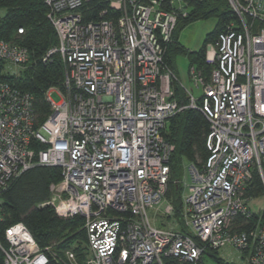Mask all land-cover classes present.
<instances>
[{"label": "built area", "instance_id": "built-area-1", "mask_svg": "<svg viewBox=\"0 0 264 264\" xmlns=\"http://www.w3.org/2000/svg\"><path fill=\"white\" fill-rule=\"evenodd\" d=\"M92 1L108 9L86 22L81 8ZM227 1L239 26L208 45L209 81L191 69L202 95L185 89L187 103L175 99L165 59L186 0H44L58 39L44 61L60 56L64 86L47 93L51 115L40 127L33 97L15 83L29 52L0 41V196L36 166L60 168L42 207L83 217L88 246L82 260L72 249L43 250L19 223L0 242L4 264H161L164 256L205 264L207 248L228 263L264 264V209L252 229L233 230L238 215L255 214L245 196L255 169L264 182V0ZM188 109L210 124V155L189 166L184 233L157 227L150 211L176 214L166 200L175 146L164 131Z\"/></svg>", "mask_w": 264, "mask_h": 264}, {"label": "trees", "instance_id": "trees-1", "mask_svg": "<svg viewBox=\"0 0 264 264\" xmlns=\"http://www.w3.org/2000/svg\"><path fill=\"white\" fill-rule=\"evenodd\" d=\"M184 8L186 14L181 13L179 16L173 34L174 40L172 39V44H169L166 51V62L175 75H178L176 58L184 55L190 62L189 73L194 68L209 81L212 66L206 60V49L208 45L215 44L231 24L237 28L238 17L227 0H186ZM106 9H108L106 4L92 1L85 3L81 12L84 20L89 22L97 20ZM49 12L44 0H0V41L16 43L26 48L30 55L27 69L15 83L22 91L33 97V109L39 127L51 115L47 93L55 88L62 89L64 86V65L60 56L53 55L50 60L44 61L49 51L58 44L56 31L48 18ZM209 19H216L217 24L213 31L206 35L198 51L192 52L180 44L179 34L182 30L196 21ZM20 28L24 29L23 35L19 34ZM176 78L172 82L175 99L187 103L189 99L186 91L180 83V78L177 76ZM209 133L210 124L207 118L201 111L195 109L178 114L166 125L164 137L175 146L169 162L171 173L166 200L175 207V215L181 216L184 205L181 194L183 164L187 161L189 164L201 165L207 161L210 155L207 148ZM262 167L264 170V161ZM61 179L60 168L36 166L11 181L0 196L1 243H5L7 229L23 223L41 249H52L60 254L72 249L80 260L84 259L88 249L85 219L81 216L63 219L56 214L54 208L42 207L51 197L50 186ZM245 196L249 199L264 196V182L256 169L251 184L245 190ZM255 219L257 220L256 214H253L250 221L238 215L234 220L233 230L248 231L256 223ZM180 231L188 233L182 224ZM206 255L212 258L215 264H235L226 262L217 251L208 248L204 250L203 262ZM0 264H4L1 249ZM161 264L191 263L164 256Z\"/></svg>", "mask_w": 264, "mask_h": 264}, {"label": "rangeland", "instance_id": "rangeland-1", "mask_svg": "<svg viewBox=\"0 0 264 264\" xmlns=\"http://www.w3.org/2000/svg\"><path fill=\"white\" fill-rule=\"evenodd\" d=\"M216 24H217L216 19L199 20L190 24L180 32L179 34L180 44L192 52L198 51L202 47L206 35L213 31ZM176 65L178 72V75L176 76L180 78V83L182 87L188 91H191L196 98H200L202 95V89H198L196 87L195 81L192 78L191 73H189L190 62L188 58L184 55L178 56L176 58ZM50 97L52 101H54L55 103H58L61 100V97L55 90L51 91ZM189 166L190 164L187 161H185L183 164V173H182L183 175L181 178V182L183 183L182 186L183 188L181 190L182 199L186 198L188 195L185 185L191 183ZM249 208L253 213L259 214L261 210L264 209V196L256 199H250ZM183 210H184V205L182 211ZM154 214H155L154 211H150V216L151 218H153L154 223L157 225V227L161 226L164 228H175L176 230L179 231L181 224L184 227V218L182 216L174 215L171 218L162 219L163 218L162 215H159V217H154L155 216ZM244 255L246 256L247 254L245 253ZM204 262L206 264H215L214 260L207 255L204 257Z\"/></svg>", "mask_w": 264, "mask_h": 264}, {"label": "bare ground", "instance_id": "bare-ground-1", "mask_svg": "<svg viewBox=\"0 0 264 264\" xmlns=\"http://www.w3.org/2000/svg\"><path fill=\"white\" fill-rule=\"evenodd\" d=\"M175 32V31H174ZM174 40V39H173ZM172 44V43H171ZM214 251V250H213Z\"/></svg>", "mask_w": 264, "mask_h": 264}]
</instances>
